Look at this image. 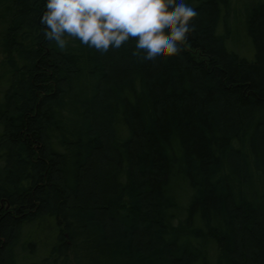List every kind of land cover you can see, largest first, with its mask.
<instances>
[{
	"label": "trees",
	"instance_id": "1",
	"mask_svg": "<svg viewBox=\"0 0 264 264\" xmlns=\"http://www.w3.org/2000/svg\"><path fill=\"white\" fill-rule=\"evenodd\" d=\"M184 2L145 64L0 0V264H264V0Z\"/></svg>",
	"mask_w": 264,
	"mask_h": 264
},
{
	"label": "clouds",
	"instance_id": "2",
	"mask_svg": "<svg viewBox=\"0 0 264 264\" xmlns=\"http://www.w3.org/2000/svg\"><path fill=\"white\" fill-rule=\"evenodd\" d=\"M46 9L40 23L60 51L66 37L102 53L134 39L145 64L178 55L198 15L184 0H47Z\"/></svg>",
	"mask_w": 264,
	"mask_h": 264
}]
</instances>
